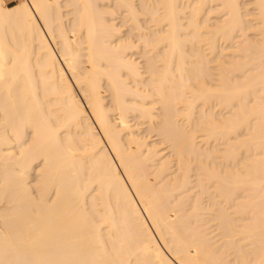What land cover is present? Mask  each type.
Returning a JSON list of instances; mask_svg holds the SVG:
<instances>
[{"label": "bare ground", "instance_id": "1", "mask_svg": "<svg viewBox=\"0 0 264 264\" xmlns=\"http://www.w3.org/2000/svg\"><path fill=\"white\" fill-rule=\"evenodd\" d=\"M0 264H264V0H0Z\"/></svg>", "mask_w": 264, "mask_h": 264}, {"label": "rangeland", "instance_id": "2", "mask_svg": "<svg viewBox=\"0 0 264 264\" xmlns=\"http://www.w3.org/2000/svg\"><path fill=\"white\" fill-rule=\"evenodd\" d=\"M21 1H23V0H19V2H21ZM243 1H245V0H243ZM6 2H7V4L8 5H13V4H15V3H17V2H15V0H6ZM117 22H118V19H117ZM118 25L120 26L121 25V20L119 19V23H118ZM128 28V31H127V29H123V31H122V35L125 37V35H128L129 33H130V27L129 26H127V25H125V26H123L122 28ZM125 32H126V34H125ZM143 131H144V128H143ZM144 132H146L145 134H147V131H144ZM154 132H152V135L151 134H149V136L151 137L150 139L152 140H150L149 142H151V143H154V141H155V137H156V142L158 141L157 140V136H155V134H153ZM155 136V137H154ZM153 137V138H152Z\"/></svg>", "mask_w": 264, "mask_h": 264}, {"label": "snow or ice", "instance_id": "3", "mask_svg": "<svg viewBox=\"0 0 264 264\" xmlns=\"http://www.w3.org/2000/svg\"><path fill=\"white\" fill-rule=\"evenodd\" d=\"M15 2H17V3H18V2H19V0H15ZM8 6H9V7H11V5H8Z\"/></svg>", "mask_w": 264, "mask_h": 264}, {"label": "crops", "instance_id": "4", "mask_svg": "<svg viewBox=\"0 0 264 264\" xmlns=\"http://www.w3.org/2000/svg\"><path fill=\"white\" fill-rule=\"evenodd\" d=\"M14 5V4H13Z\"/></svg>", "mask_w": 264, "mask_h": 264}]
</instances>
